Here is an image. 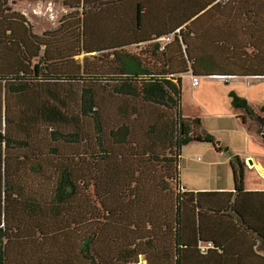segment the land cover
Here are the masks:
<instances>
[{"label":"trees","instance_id":"1","mask_svg":"<svg viewBox=\"0 0 264 264\" xmlns=\"http://www.w3.org/2000/svg\"><path fill=\"white\" fill-rule=\"evenodd\" d=\"M25 1H59L73 12L38 36L11 0H0V264H216L219 216L225 237L234 222L264 243L260 211H247L253 194L239 157L231 192L184 191L180 169L192 143L220 150L199 119L185 116L182 77L264 76V0ZM131 47L143 49L133 55ZM83 54L107 72L70 64ZM60 82L88 85L78 111L35 102L38 85ZM102 82L151 111L144 137L140 113L105 126L92 90ZM29 92L36 99L21 105L15 123L9 97ZM229 97L244 125L264 128V106ZM41 123L51 143L87 153L44 147Z\"/></svg>","mask_w":264,"mask_h":264},{"label":"rangeland","instance_id":"2","mask_svg":"<svg viewBox=\"0 0 264 264\" xmlns=\"http://www.w3.org/2000/svg\"><path fill=\"white\" fill-rule=\"evenodd\" d=\"M136 1V0H134ZM183 2V0H182ZM11 6L12 9L16 12H19L23 14L28 21L33 26V31L36 35L42 36L44 33L47 32H54L56 31L61 21L65 20L64 18H67L71 20L72 10H69L66 8L61 2H28L25 0H11ZM131 21H124V24H129ZM99 32L103 35H111V31H106L103 28L98 29ZM103 35V36H104ZM141 51L143 47H140ZM138 48L131 47L127 48L126 51L129 54H139ZM126 52V53H127ZM112 54V53H109ZM142 60H144L145 66H151L149 65V59L150 55L148 54H140ZM87 55H81L78 57H75V61H70L71 65L76 64H86V68L89 70H96V73H106L107 70L103 68L104 65H100L99 61L97 60H86ZM1 75V74H0ZM203 81V79L201 80ZM116 83H105L102 82L97 85L92 86V90L95 92V95L97 97L96 103L99 107L100 113L102 114L105 126L107 128L113 127L114 125L117 126L118 123H120L121 120H123L122 115L124 117H128L130 115H133L132 118H137L140 113V116L135 121V125H137L138 128V137H144L145 136V125L147 122L151 121V111L146 110L145 107L142 106V104L132 97H126L122 95H118L116 93ZM83 88H88V85L81 84L78 82H60V83H53V84H44L42 86L37 87L36 90L41 89L43 98L40 100L38 97V100L35 98L36 95H32L30 92L26 95H22L20 97L13 96L9 97V104L11 108L15 110H11L10 113V119L12 118L15 123H20V116H18V109H22L23 103L32 102V99H36L35 102H50V103H60L64 106L65 109L68 111H78V108L80 107V91ZM183 88V98H185V101L189 99L190 97V91L188 90V86ZM8 93V91H7ZM189 106V105H187ZM184 110V109H183ZM190 110V109H188ZM185 112V111H184ZM135 114V115H134ZM31 115V114H28ZM12 116V117H11ZM9 117V115H8ZM125 119V118H124ZM15 125V124H14ZM40 131L43 134V137H40L41 143L44 145V147H47L48 144L51 143L50 135L48 131V126L46 124L41 123ZM249 130L255 135L256 139L258 141H262V138L264 137V128L261 127L256 122H250L247 126ZM204 129V128H203ZM210 130L211 128H207ZM93 130V124L92 122H88L87 124V131L89 134H92ZM205 130V129H204ZM232 127L226 126L223 129L210 133L213 135L217 141H221L222 143H229L231 141V150L228 155H225L227 158H229L231 155L236 153L237 151H244L245 148V140L239 135V133H235L232 131ZM207 131V130H205ZM211 131V130H210ZM231 139V140H229ZM52 146H62V151L64 153L70 152V153H77L80 154H86L89 147H83L82 150H79L81 147L79 146H70L67 147L66 145H63L62 143L56 142L54 143L52 141ZM86 146V145H85ZM212 145L209 144H200V143H192L191 145L184 148L182 156H181V163H180V169L181 174L184 172L188 174V171L191 169L198 168L197 173L190 174V177L192 179L197 178L196 182L203 187H209L212 188L213 182H214V172L213 168H216L217 165H219L218 162H221V159H214L212 158ZM46 149V148H45ZM46 153H48V149L44 150ZM96 153H99L98 151ZM241 153V152H240ZM214 154V153H213ZM264 159V155H263ZM223 160V159H222ZM213 161V162H212ZM213 163L214 167H208L209 163ZM248 168H251L247 165ZM206 167V168H204ZM209 169H208V168ZM184 170V171H183ZM230 173L229 176L231 184H233V174L230 167ZM224 181V178H223ZM246 189H250L252 191H257L263 189L264 184L259 180L258 176L255 172H249L246 174ZM219 182L222 183V180L220 179ZM218 184V182H217ZM205 185V186H204ZM139 264H147L144 259L141 260Z\"/></svg>","mask_w":264,"mask_h":264},{"label":"crops","instance_id":"3","mask_svg":"<svg viewBox=\"0 0 264 264\" xmlns=\"http://www.w3.org/2000/svg\"><path fill=\"white\" fill-rule=\"evenodd\" d=\"M247 51L250 52V49H247ZM202 79L203 81H201ZM187 86L191 93L187 101L183 98L185 116L199 119L208 133L215 132V130L219 132L226 126L232 127V131L239 133L245 140V148L244 151L243 149L242 151H237L227 158L225 155H228L231 150V141L222 143L229 147L227 153H223L218 146L220 148L219 151L212 146V158L215 160L221 159V162H218L219 165L213 168L214 186L212 188L200 186L196 182L197 178L192 179L190 177V174L198 172V168L193 169L191 167L188 174L185 172L181 174L183 190L191 192L233 191L234 181L231 184L229 176L231 175V162L236 157H239L245 164L248 159H252L254 166L245 168V178L247 173L255 172L259 180L264 184V137L262 141H258L251 130L247 128V125L242 123L241 119L243 117L247 119V116L244 112L233 108L229 97L230 92H235L244 98L253 109L262 108L264 106V76L223 77L217 75L201 78L199 85L194 86L192 73H188L182 77L184 90ZM208 126L211 131L207 129ZM212 162L208 164V167H214ZM220 179L222 183L219 182ZM245 190L247 193L253 194V196L247 197L251 201V204L247 206V211H260V219L264 220V186L261 190L252 191L248 188L246 189L245 185ZM217 219L219 221L217 233L220 237L216 238L219 247V251L216 253V258L218 259V262H215L216 264H264V243L261 240L248 232H243L242 229L234 226V222L230 226L231 231L229 228L227 237H225L226 230L224 226H226V219L222 216L217 217Z\"/></svg>","mask_w":264,"mask_h":264},{"label":"water","instance_id":"4","mask_svg":"<svg viewBox=\"0 0 264 264\" xmlns=\"http://www.w3.org/2000/svg\"><path fill=\"white\" fill-rule=\"evenodd\" d=\"M216 146L220 147L223 153H227L229 151V147L224 145V144H222L221 141H217L216 142ZM247 165L249 167H253L254 166V161L252 159H248L247 160Z\"/></svg>","mask_w":264,"mask_h":264},{"label":"built area","instance_id":"5","mask_svg":"<svg viewBox=\"0 0 264 264\" xmlns=\"http://www.w3.org/2000/svg\"><path fill=\"white\" fill-rule=\"evenodd\" d=\"M193 85L198 86L199 85V80L197 78H193Z\"/></svg>","mask_w":264,"mask_h":264}]
</instances>
